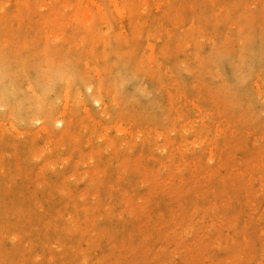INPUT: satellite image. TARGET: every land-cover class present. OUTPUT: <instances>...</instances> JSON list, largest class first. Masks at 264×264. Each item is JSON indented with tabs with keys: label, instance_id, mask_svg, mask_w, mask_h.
<instances>
[{
	"label": "rangeland",
	"instance_id": "1",
	"mask_svg": "<svg viewBox=\"0 0 264 264\" xmlns=\"http://www.w3.org/2000/svg\"><path fill=\"white\" fill-rule=\"evenodd\" d=\"M0 264H264V0H0Z\"/></svg>",
	"mask_w": 264,
	"mask_h": 264
}]
</instances>
